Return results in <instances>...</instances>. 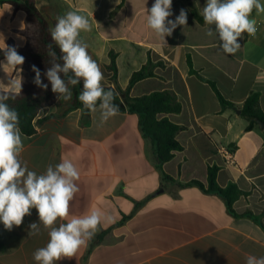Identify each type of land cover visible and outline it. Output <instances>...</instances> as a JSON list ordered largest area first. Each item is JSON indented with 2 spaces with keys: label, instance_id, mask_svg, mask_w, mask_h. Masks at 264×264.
<instances>
[{
  "label": "crops",
  "instance_id": "1",
  "mask_svg": "<svg viewBox=\"0 0 264 264\" xmlns=\"http://www.w3.org/2000/svg\"><path fill=\"white\" fill-rule=\"evenodd\" d=\"M34 1L51 27L70 10L90 19L92 31L81 38L101 68L103 87L126 90L132 74L151 58L156 76L137 83L132 96L156 91L160 82L159 91L172 92L183 106L179 114L161 115L183 127L177 138L184 147L163 165L140 130L139 115L119 112L101 125L99 111L87 120L82 109L67 112L75 86H69L70 101L57 100L40 111L37 133L23 135L22 161L38 175L49 164L72 161L80 179L69 219L94 207L111 216L85 247L56 264H246L248 255L264 256V129L257 124L247 131L242 117L253 92L260 94L264 112V13L253 10L256 34L244 33L241 48L228 55L219 47L215 26L193 15L196 10L202 17L207 0H172L168 19L185 9L187 25L178 26L166 42L147 27L155 0ZM25 23L24 11L0 4V47L10 40L24 47ZM209 29L212 37L206 35ZM5 63H0L1 91L11 80L22 83L23 64L13 69ZM210 82L234 107L223 108ZM221 148L233 151L235 164L226 162ZM210 166L219 168L220 186L234 183L246 193L234 202L235 214L222 195L188 185L207 184ZM32 222H39L35 209L11 231L0 222V264H37L33 253L49 236L43 227L29 236Z\"/></svg>",
  "mask_w": 264,
  "mask_h": 264
},
{
  "label": "clouds",
  "instance_id": "2",
  "mask_svg": "<svg viewBox=\"0 0 264 264\" xmlns=\"http://www.w3.org/2000/svg\"><path fill=\"white\" fill-rule=\"evenodd\" d=\"M172 0H155L147 10V27L155 36L166 42L178 26L187 25V11L181 9L173 21ZM264 13L261 0H207L202 17L207 25L215 26L219 47L228 55H235L241 48L238 39L246 33L256 34L255 21L250 19L253 10ZM54 27L49 28L51 41L58 46L62 63H52L44 75L51 84V91L58 100L70 101L72 91L69 85L82 82L78 96L83 109L89 113H100V124L119 114L114 103V90L102 86L103 73L98 63L88 52V44L81 38L82 32H91L90 19L76 10L58 16ZM207 36L214 32L209 29ZM48 55L55 58L52 44L47 45ZM5 64L13 69L25 62L15 47L4 44ZM34 84L47 90L48 84L41 80V73L33 66ZM71 73V75H69ZM67 77V80L64 79ZM22 83L10 81L6 91L0 92V222L8 231L19 227L25 216L35 209L39 222L29 225V236L39 235L41 227L47 231L46 246L33 253L37 264H56L63 258L74 256L94 238L105 220L111 216L99 208H92L87 214L69 219L70 202L79 191L76 181L80 172L72 161L64 159L56 165L49 164L43 174L28 169L22 161L24 151L23 134L19 128V114L6 101L14 99L21 92ZM246 264H264V256L248 255Z\"/></svg>",
  "mask_w": 264,
  "mask_h": 264
},
{
  "label": "trees",
  "instance_id": "3",
  "mask_svg": "<svg viewBox=\"0 0 264 264\" xmlns=\"http://www.w3.org/2000/svg\"><path fill=\"white\" fill-rule=\"evenodd\" d=\"M9 3L16 10H22L26 13L25 28L21 34L26 38L24 47H18L13 40H10L7 46L15 47L20 55L25 57L22 69V87L21 92L14 99H9L6 103L19 114V128L23 135L32 136L37 133L36 125L42 123L35 120L40 111L46 107L56 103L57 96L51 91V84L48 82L44 73L52 63H62L61 52L54 42L51 41L49 21L42 15L34 0H0V4ZM194 17L203 23V17L196 10H193ZM52 44V51H55V58L48 55V44ZM2 48V47H0ZM5 59L4 52L0 50V63ZM191 66V61L188 59ZM33 66L38 68L41 73V80L48 84L47 90L37 87L34 84L35 72ZM111 68L117 74L116 57L112 55ZM155 65L149 58L148 63L140 70L134 72L129 81L126 90L115 89L112 87H104L105 90H114L116 97L114 103L119 106L120 113L137 114L140 116V130L142 134L151 140L154 153L161 165L170 162L174 159L175 153L183 151L184 147L178 140V134L183 130V127L170 121L167 117L161 115L179 114L182 112L183 106L175 94L170 91H153L139 97L132 96L134 86L147 79L155 77ZM71 75V73H69ZM67 80V77H64ZM216 95L224 109L234 107V104L227 101L219 92L216 85L210 82ZM70 86V85H69ZM82 82L75 85L74 96L72 103L67 112L75 109H82L85 119H89L90 113L83 109L82 103L78 96L82 91ZM0 92H4L1 91ZM242 117L248 122L247 131L253 130L257 125V120L264 123V112L260 106V94L253 92L246 99L242 106ZM217 166H210L208 169L207 184L198 180H193L188 185H195L205 190L206 192H214L222 195L228 203L229 210L235 214L233 204L246 193L238 189L234 183L222 187L218 184ZM165 179H171L164 174ZM3 250V249H2Z\"/></svg>",
  "mask_w": 264,
  "mask_h": 264
},
{
  "label": "built area",
  "instance_id": "4",
  "mask_svg": "<svg viewBox=\"0 0 264 264\" xmlns=\"http://www.w3.org/2000/svg\"><path fill=\"white\" fill-rule=\"evenodd\" d=\"M220 153L224 156L226 159V162L229 164H235V158L233 151L227 149V148H221Z\"/></svg>",
  "mask_w": 264,
  "mask_h": 264
},
{
  "label": "water",
  "instance_id": "5",
  "mask_svg": "<svg viewBox=\"0 0 264 264\" xmlns=\"http://www.w3.org/2000/svg\"><path fill=\"white\" fill-rule=\"evenodd\" d=\"M257 124L260 126L261 129H264V123L262 121L257 120Z\"/></svg>",
  "mask_w": 264,
  "mask_h": 264
},
{
  "label": "rangeland",
  "instance_id": "6",
  "mask_svg": "<svg viewBox=\"0 0 264 264\" xmlns=\"http://www.w3.org/2000/svg\"><path fill=\"white\" fill-rule=\"evenodd\" d=\"M156 86H158V87H155V88H156L157 90H160L162 84H161L160 82H157V83H156Z\"/></svg>",
  "mask_w": 264,
  "mask_h": 264
}]
</instances>
